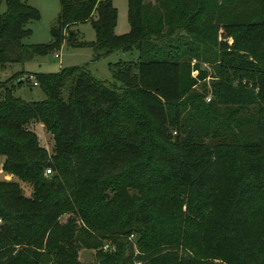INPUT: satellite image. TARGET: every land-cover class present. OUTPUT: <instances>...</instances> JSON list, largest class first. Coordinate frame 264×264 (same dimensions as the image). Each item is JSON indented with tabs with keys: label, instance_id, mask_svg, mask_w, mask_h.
Listing matches in <instances>:
<instances>
[{
	"label": "trees",
	"instance_id": "obj_1",
	"mask_svg": "<svg viewBox=\"0 0 264 264\" xmlns=\"http://www.w3.org/2000/svg\"><path fill=\"white\" fill-rule=\"evenodd\" d=\"M1 2L0 72L62 41L137 57L109 64L119 88L86 64L0 80V170L30 186L0 179V264H84L80 247L92 264H264V0H126L118 35L111 0H59L35 44L22 40L38 11ZM85 20L91 42L72 28ZM30 76L43 100L13 95Z\"/></svg>",
	"mask_w": 264,
	"mask_h": 264
},
{
	"label": "rangeland",
	"instance_id": "obj_2",
	"mask_svg": "<svg viewBox=\"0 0 264 264\" xmlns=\"http://www.w3.org/2000/svg\"><path fill=\"white\" fill-rule=\"evenodd\" d=\"M27 4L31 5L38 11V19L30 21L27 24L30 33L27 37L22 40L23 44H35V43H44L49 39V29L53 24L55 17L59 11V0H25ZM111 4L115 9V23L113 26L114 34H123L128 31V22H127V3L126 0H111ZM4 2H1V8H3ZM73 30L77 33V38L83 41L91 42L95 38L94 31L89 23L85 20L79 23H76L72 26ZM227 42H230V39H227ZM56 54L57 56H54ZM137 53L134 49L129 51L116 50L112 51L106 56L100 57L98 59H92V50L90 47H73L69 46L62 41L60 47L50 53L45 55H36L30 58L27 61L22 63H13L6 68L3 72H0V80L7 78L12 73L24 69L26 72L30 73H53L58 71L62 67L70 66H80L86 64L87 69L90 74L99 80H106V82L111 83V86L114 88H119L121 84L117 81H114L110 76L109 64L116 62L117 60L122 61H134L136 60ZM195 63L194 59L190 60L189 67L192 69ZM201 67L205 68L207 72H210V68L207 63H201ZM197 70H191L190 76L195 77ZM210 73L204 78V85L206 86L207 94L204 97L205 102L211 97L209 83L211 82ZM201 84H197L194 87L195 91L201 92L203 88L200 87ZM13 95L20 97L24 100H34L39 101L45 98L43 92L37 86H31L30 83H24L19 87H16L13 91ZM30 128L36 132V136L39 142V145L44 147L48 153H51L52 139L51 135L46 132L42 127L35 126L34 124L30 125ZM157 140L158 144L162 147L168 149L169 153H174L175 155L181 156L182 152L180 149H173L166 143H163L161 138H154ZM2 156L0 155V162L2 161ZM144 159V158H142ZM159 165L160 163L157 162ZM0 179L9 180L12 179L20 185L25 195L30 193V186L25 182L18 180L17 178L12 177V175L7 174L0 170ZM131 193V191H130ZM184 208V207H183ZM70 214H63L59 221L63 222ZM127 239L132 242L133 236L128 235ZM113 246L110 243H107L105 240L101 243L102 251L111 250ZM134 254L137 253L133 246ZM95 250L91 248L80 247L78 251V258L84 264H92L94 261ZM131 264H138V261L133 260Z\"/></svg>",
	"mask_w": 264,
	"mask_h": 264
},
{
	"label": "built area",
	"instance_id": "obj_3",
	"mask_svg": "<svg viewBox=\"0 0 264 264\" xmlns=\"http://www.w3.org/2000/svg\"><path fill=\"white\" fill-rule=\"evenodd\" d=\"M54 56H57V55L54 54ZM30 79H32L31 76H30ZM31 84H32V85H36V83H35V81H33V79H32ZM48 173H50L49 169H44V175H47Z\"/></svg>",
	"mask_w": 264,
	"mask_h": 264
},
{
	"label": "crops",
	"instance_id": "obj_4",
	"mask_svg": "<svg viewBox=\"0 0 264 264\" xmlns=\"http://www.w3.org/2000/svg\"><path fill=\"white\" fill-rule=\"evenodd\" d=\"M23 71H25L24 69H22ZM35 126H40L42 127V125L40 123H34V129H35ZM33 130V129H32ZM35 134H37L36 132H34ZM38 136V135H37ZM39 139V138H38Z\"/></svg>",
	"mask_w": 264,
	"mask_h": 264
}]
</instances>
